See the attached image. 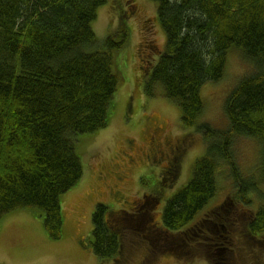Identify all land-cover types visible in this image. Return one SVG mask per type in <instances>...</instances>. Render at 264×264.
<instances>
[{
    "label": "trees",
    "instance_id": "1",
    "mask_svg": "<svg viewBox=\"0 0 264 264\" xmlns=\"http://www.w3.org/2000/svg\"><path fill=\"white\" fill-rule=\"evenodd\" d=\"M108 2L0 0V220L17 209L34 208L42 214L49 235L62 236V195L84 177L80 137L108 127L123 85L115 65L116 55L129 42V23L123 16L115 33L103 40L93 29L98 10ZM156 14L165 48L155 63L141 67L145 94L151 96V89L160 86L180 108L182 127L206 142L205 154L194 162L188 183L163 199L164 227L156 228L162 237L193 235L197 228L206 235L207 218L221 219L220 207L192 223L214 200L221 172L233 179L241 204H247V194L257 188L256 179L245 181L242 176L234 153L238 138L260 143L264 178V0H157ZM232 49L239 50L253 70L228 95L224 106L228 123L222 130L204 120L201 91L224 78ZM158 124L143 141L152 162L167 164L173 160L170 155L179 157L182 145L165 147L160 140L163 125ZM132 143L127 148H134ZM127 153L121 150L119 161L99 173L105 172L110 195L117 201L123 198L117 184L135 167ZM176 172L175 167L162 172L160 193ZM145 194L132 202L133 207L114 212L115 226L125 224L128 233L132 225L126 223L142 215L147 205ZM108 216L109 206L96 203L92 246L98 257L117 260L126 255L124 236L115 226L109 227ZM252 223L255 231H264V209ZM237 229L229 228L230 238ZM156 240L162 242L160 247L148 249L139 264H153L158 251L169 247V239ZM140 242L148 245L146 239Z\"/></svg>",
    "mask_w": 264,
    "mask_h": 264
},
{
    "label": "rangeland",
    "instance_id": "2",
    "mask_svg": "<svg viewBox=\"0 0 264 264\" xmlns=\"http://www.w3.org/2000/svg\"><path fill=\"white\" fill-rule=\"evenodd\" d=\"M156 12L157 0H109L98 10L93 29L99 39L113 35L123 16L130 26V39L123 49L125 51L116 55L115 69L123 85L115 96V111L112 110L106 129L80 137L79 150L86 172L79 183L62 195V236L55 239L49 235L44 218L37 209L12 211L0 220V264H139L148 254V249L160 247L162 242L156 240L158 237L169 239L165 241L169 247L158 251L153 264H264V231L252 228V219L264 209V178L260 176L262 147L255 139L238 138L234 142V153L243 178L247 181L253 177L257 183L256 190L247 194V204L237 200L233 179L227 172H221L214 200L192 223L196 224L204 215L220 207L221 219L214 216L207 218L210 223L205 225L208 228L205 232L208 233L198 232L197 228L193 235H158L156 226L164 227L163 199L188 183L194 162L205 154L206 142L182 127L180 108L163 95L160 86L151 89V96L145 94L141 67L147 62L155 63L165 48V34ZM252 70V64L239 50L229 52L224 78L202 88L205 121L218 129L227 128L226 99L237 83ZM160 122L163 125L160 140L166 142L165 147L182 145L179 157H176L177 154L170 155L173 160L167 164L152 162L148 144L143 141L153 125ZM130 141L135 146L132 149L127 148ZM121 150L133 157L135 167L126 171L127 178L117 184V189L123 192L122 200L117 201L110 195L111 185L105 172L99 173L103 172L104 166L117 159ZM166 167H175L177 172L160 193L158 187H161L160 179ZM152 187L154 189H150ZM144 191L147 193V205L141 210L142 215L131 218L130 223L125 222L132 225L125 233V224L123 227L120 224L115 226L117 215L114 212L133 207L132 202L136 204L143 194L146 195ZM98 202L109 206V227L115 226L124 236L123 250L126 255L122 254L117 260L98 257L92 246V215ZM229 228H238L236 232H231V238ZM162 231L159 229V232ZM208 234L207 238L211 239L205 240ZM143 239L148 245L140 242Z\"/></svg>",
    "mask_w": 264,
    "mask_h": 264
},
{
    "label": "flooded vegetation",
    "instance_id": "3",
    "mask_svg": "<svg viewBox=\"0 0 264 264\" xmlns=\"http://www.w3.org/2000/svg\"><path fill=\"white\" fill-rule=\"evenodd\" d=\"M232 225L234 226V223ZM150 252H151V250H150Z\"/></svg>",
    "mask_w": 264,
    "mask_h": 264
}]
</instances>
